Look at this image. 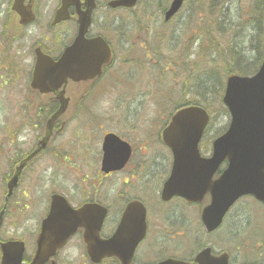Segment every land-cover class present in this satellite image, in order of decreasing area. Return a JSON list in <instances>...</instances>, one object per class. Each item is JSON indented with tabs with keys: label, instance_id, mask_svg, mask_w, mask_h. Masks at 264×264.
Segmentation results:
<instances>
[{
	"label": "rangeland",
	"instance_id": "374dc122",
	"mask_svg": "<svg viewBox=\"0 0 264 264\" xmlns=\"http://www.w3.org/2000/svg\"><path fill=\"white\" fill-rule=\"evenodd\" d=\"M108 1L99 0L102 8L97 27L103 32L110 29L109 17L105 16L110 12L106 15L114 23L115 37L112 28L108 36L112 37L119 67L96 84L75 119L57 138L54 149L26 171L10 201L0 238L25 240L30 258L53 193L64 194L74 205L89 199L105 204L121 202L118 191L124 192L118 188L127 190L125 180L130 178L133 187L135 180L138 183L145 178L148 184L142 183V188L134 192L152 204L157 200L158 205L152 208L156 206L154 213H160L152 217L148 242L154 243L166 232L168 249H198L207 244L214 250L230 249L237 254L238 262L262 260L264 208L253 198H242L228 214L223 229L211 235H206L201 225V207L187 208L176 199L162 205L158 200L172 162L170 150L159 138L173 109L191 103L209 110L212 119L202 144L203 153L209 154L212 141L230 124V114L222 102L228 73L246 67H255L250 74L258 70L264 56V25L260 38L255 25L246 23L251 16L248 0H185L170 23L164 22V10L172 0H141L135 9H108L99 17ZM8 2L1 0L0 7ZM40 2L39 24L7 42L1 37L2 47L4 42L6 47L0 53V210L12 166L37 142L46 116L45 107L39 106V98L29 92L28 84L33 46L37 42L51 46L47 23L59 0ZM53 41L52 48L60 49ZM234 52L238 54L235 58ZM18 125L20 130L14 135L11 127ZM107 132L131 142L135 157L127 172L103 178L99 152L103 133ZM135 166L136 173L131 171ZM84 255L77 237L58 260L62 264H89Z\"/></svg>",
	"mask_w": 264,
	"mask_h": 264
},
{
	"label": "water",
	"instance_id": "95a60500",
	"mask_svg": "<svg viewBox=\"0 0 264 264\" xmlns=\"http://www.w3.org/2000/svg\"><path fill=\"white\" fill-rule=\"evenodd\" d=\"M22 2L23 0H16L14 9L21 8ZM137 2L138 0H115L111 2V6L133 7ZM183 2L184 0H173L165 14L166 21L180 10ZM81 25V37L77 42L81 40L89 25L88 16L83 17ZM105 48L108 51L106 57L109 58V49L107 46ZM69 53L70 51L53 70L58 76L54 75L46 79L48 88L56 92L68 79L81 80L84 78V75L74 77L70 74ZM42 69L49 73L48 68L42 67ZM93 71L94 75L98 74V71ZM48 76L47 73L46 75L36 73L35 80H44ZM56 94L61 107L49 119L45 137L40 143L41 147L17 168L9 182V196L18 184L23 167L47 146L55 121L68 108L69 101L64 97V92ZM224 102L231 112L232 123L228 132L216 141L215 155L211 161H202L198 154V142L209 121V115L201 107L190 106L179 110L163 132V141L172 149L176 160L174 174L172 179L166 183L163 199L169 200L174 195H181L190 202H200L210 194L211 203L202 214L209 230L220 224L224 213L241 195L250 193L264 201V62L254 77L230 75ZM104 151L103 169L107 172L122 169L131 155L130 146L115 135L106 137ZM226 157L231 160L230 167L220 179L214 181L212 174ZM3 213L0 215V226ZM106 214V208L98 204H87L74 210L65 199L55 196L51 212L42 223V230L37 239L36 254L29 264H46L80 228L85 229L84 242L93 262H100L104 257L118 255L123 259V264H128L125 260L126 253L123 252L125 246L119 240V232L108 240L99 237ZM140 222L145 223L144 218H141ZM141 232H144V228ZM139 240L140 238L132 240L129 248L134 249ZM0 245L3 253L1 264H24V242L8 241ZM131 253L132 251L129 252L130 255ZM175 263L176 261L169 260L161 264ZM51 264L57 263L51 260Z\"/></svg>",
	"mask_w": 264,
	"mask_h": 264
},
{
	"label": "flooded vegetation",
	"instance_id": "af4514ba",
	"mask_svg": "<svg viewBox=\"0 0 264 264\" xmlns=\"http://www.w3.org/2000/svg\"><path fill=\"white\" fill-rule=\"evenodd\" d=\"M27 3L32 4L34 3V0H27ZM98 33L100 35V29H99V32L92 31V34H98ZM117 67H119L117 62L113 60V62L109 66L104 67L102 77L106 76L109 72L113 71V69H116ZM137 168L138 166L133 167L132 168L133 172H136ZM108 176H111V174L105 175V177H108ZM125 184L128 185L127 190H123L121 188L118 189V190L121 189L124 192L122 194L118 191V197H120L119 199L121 202L110 201L107 204H103L108 208V216H107L106 222L109 221L110 224L107 230L110 231L112 229V233H114L118 229V226L120 224V221L126 210L127 205L132 201H139L145 205V208L147 210L146 220L150 225V229H149L147 237L150 238V234L152 230L151 228L152 217L154 214L156 213L160 214V213L159 212L152 213L150 211L152 207L151 203L148 200H146V198H144L143 196L136 194L134 192L135 189L131 188L132 185H130V182L128 179L125 181ZM100 202L101 201H99V203ZM166 239H167L166 232L164 233V235H160L154 243L148 242V238L145 239V241L141 243V245H139V247L136 249L134 255L132 256L130 264H157L169 258L180 260L186 264H199V261H198L199 253L202 249L207 247V245L206 246L203 245L198 249H193V248H188V247H175L174 249H168V246H166ZM223 252L225 251H217V252L213 251V254H221ZM112 263L122 264L118 257L112 258ZM229 263L238 264L237 262L232 261L231 254L229 258Z\"/></svg>",
	"mask_w": 264,
	"mask_h": 264
},
{
	"label": "trees",
	"instance_id": "16d2710c",
	"mask_svg": "<svg viewBox=\"0 0 264 264\" xmlns=\"http://www.w3.org/2000/svg\"><path fill=\"white\" fill-rule=\"evenodd\" d=\"M250 4H248L251 9L254 11V12H258V13H261V15L263 16L264 18V0H249ZM214 8H215V5H214ZM254 19H257L256 17H253ZM257 24H262L259 20H257ZM259 28V27H258ZM257 28V30H258ZM237 52H234L233 53V58H235L237 56ZM240 72H242L240 70ZM243 73H248V72H243Z\"/></svg>",
	"mask_w": 264,
	"mask_h": 264
}]
</instances>
